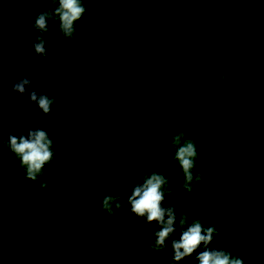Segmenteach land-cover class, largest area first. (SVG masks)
<instances>
[{
  "label": "trees",
  "instance_id": "1",
  "mask_svg": "<svg viewBox=\"0 0 264 264\" xmlns=\"http://www.w3.org/2000/svg\"><path fill=\"white\" fill-rule=\"evenodd\" d=\"M41 4L12 0L2 8H13L16 20L34 31ZM84 6L74 39L61 41L54 60L70 81L53 96L54 122L46 125L55 129L53 160L32 182L3 149L0 264L69 258L177 264L171 240L163 251L147 248L155 222L137 220L127 206L113 218L102 210L106 190L128 196L143 167L175 185L164 206L218 230L211 248L264 264V0H89ZM245 75L250 80L241 85ZM178 120L197 145L194 171L204 174L190 194L178 163L160 160L162 153L171 156ZM9 134L20 132L13 123L0 125V135ZM147 147L154 154L142 159ZM201 250L179 264H198Z\"/></svg>",
  "mask_w": 264,
  "mask_h": 264
},
{
  "label": "clouds",
  "instance_id": "2",
  "mask_svg": "<svg viewBox=\"0 0 264 264\" xmlns=\"http://www.w3.org/2000/svg\"><path fill=\"white\" fill-rule=\"evenodd\" d=\"M12 2V0H0V33L3 32L2 17L3 3ZM17 2L30 4L42 2L46 7L35 14L32 24L33 32H39L32 44L34 54L43 59L48 50L45 48L44 36L52 29L49 27V20L58 22V29L54 35H60L64 43L74 39L76 32V22L85 14V3L89 0H17ZM246 2V0H242ZM241 73L246 70L241 67ZM226 74L221 72L219 81L223 82ZM250 77L245 75L240 81L241 85L247 84ZM32 81L29 78H22L14 81L10 86V93H19L21 96L26 94L27 86H31ZM233 94L236 93V85L229 86ZM2 89L0 84V109H2ZM29 102L34 103L44 116L52 113L51 106L56 103V97H49L45 94H38L36 91L27 93ZM10 100H15L17 105L23 101L16 99L14 95L9 96ZM177 131L171 135L170 149L171 156L162 153L161 162H167L169 159L178 163L183 174V189L187 193H192L195 186L203 183L204 174L194 171L196 160L198 158L197 145L192 139L186 138L187 132L184 130L183 121H176ZM170 130V129H169ZM55 129L52 126L44 128L29 129L27 134L21 132L19 136L9 134L5 139L0 135V171L4 167L3 149L7 150L19 161V167L25 173V179L37 182L44 174V166L50 163L54 158L53 140L50 136ZM170 132V131H169ZM168 140V139H167ZM166 140V141H167ZM154 154L153 147H147L139 153L142 159ZM139 175L140 180H136ZM132 188L128 196L121 194H112L106 190L107 194L100 199L102 210L109 218L123 215L125 206L136 217L137 220L145 218V223L153 222L157 225V230L152 233L147 248L153 252L165 250L166 241L171 240L172 259L179 264L180 261L193 257L197 249L202 250L195 255L194 259L198 264H245L243 258L233 256L231 251L211 248L217 239L219 232L214 226H206L199 218L190 219L189 214L180 213L177 216L174 205L164 206L163 202L166 196L172 197V190L175 187L167 175L159 172L148 173L146 169H137L131 178ZM41 188H46L47 183L41 182ZM103 219V217H101ZM178 220V224H177ZM110 225L111 220L106 222ZM179 230L178 239H174L173 234ZM245 244L251 246L250 239L245 240ZM143 251V249H142Z\"/></svg>",
  "mask_w": 264,
  "mask_h": 264
},
{
  "label": "rangeland",
  "instance_id": "3",
  "mask_svg": "<svg viewBox=\"0 0 264 264\" xmlns=\"http://www.w3.org/2000/svg\"><path fill=\"white\" fill-rule=\"evenodd\" d=\"M45 7L46 5L44 3L41 4V11ZM14 12L15 11L13 10V8H8V10L3 12V32L0 33V56H3V52L5 54L14 53L16 47H18L19 49L24 45L27 46L29 41H31L32 37L34 36L33 33H37L33 32L31 33V35H29L28 32H30V29L25 28L24 22L16 20ZM34 18L31 20L32 24L34 22ZM51 21L52 20H49L48 23H51ZM14 25L24 30L21 32L25 35L26 39L24 37L22 41L16 40L18 35L14 34V32H16V30L14 29ZM20 25H22V27ZM50 29H52V31L44 36V39L46 41L45 48L48 50V52L43 59L35 54H32L27 57H22V59L17 60L13 63H8L9 65L0 62V75L4 77L0 80V84L3 85L2 103L7 105V107L3 108V114L0 115V125L3 127H8L13 123L20 133L23 132L27 134L29 129L42 128L54 122L53 117L50 114L44 116L34 103H30L27 95L28 92L36 91L38 94H45L49 97H53L57 94V91L62 86V84L69 83L70 81V79H68L62 73H59L57 68L54 66V60L60 53V44L62 41V37L60 35H54L55 30L58 29V22L52 21ZM4 43H7L10 48L8 52L3 51ZM19 63H21V66H23L24 68L28 67L29 70L37 69L40 72H45V74H43L45 78H36V76L29 77V79L32 81V84L31 86H27L28 91L26 92V95H24L25 102L23 103V105L22 103L17 105L15 103V100L9 99L10 94L14 95L16 99L19 98V100L22 99L23 96H18L17 93H10V87L6 84L7 79L13 83L14 81H19L22 78H26L21 77L19 73L16 74V69H11V66ZM25 110H28V112L31 114V118H29V116L25 113ZM24 114L26 115V117ZM56 264H74V260L69 258L65 259V261L63 262H57ZM91 264H98V262L93 261Z\"/></svg>",
  "mask_w": 264,
  "mask_h": 264
},
{
  "label": "flooded vegetation",
  "instance_id": "4",
  "mask_svg": "<svg viewBox=\"0 0 264 264\" xmlns=\"http://www.w3.org/2000/svg\"><path fill=\"white\" fill-rule=\"evenodd\" d=\"M4 11H6V9L4 10ZM3 11V12H4ZM21 27H22V25H20ZM24 27V26H23ZM49 27H51V25L49 26ZM14 29L16 30V32H14V34H16V35H18L17 36V38H16V40L17 41H22V39L25 37V35L21 32V31H24L23 29H21L20 27H16V26H14ZM30 31V30H29ZM7 32H8V30H7ZM26 32V31H25ZM31 33H33V31H30V32H28V34L29 35H31ZM33 35H35L34 33H33ZM32 35V36H33ZM31 36V37H32ZM30 37V38H31ZM34 37V36H33ZM33 37H32V39H33ZM25 39H26V37H25ZM31 39V41H29V43H28V45L26 46V45H24V46H22L21 48H19L18 49V47H16V49L14 50V53H12V54H16V53H19L20 54V56H18V57H14V58H12V57H9L6 61H1L0 60V62H2V63H4V64H8V63H13V62H15V61H17V60H20V59H22V57H27V56H29V55H32V54H34V50H33V47L32 46H30V44H33V42L35 41V40H32ZM25 49L27 50V49H29V51H25ZM10 50V48H9V46H8V44L7 43H4V45H3V51H9ZM22 51H24V53L23 54H21L20 52H22ZM6 54H8V53H6ZM4 52H3V56L4 55H6ZM9 65V64H8ZM11 69H16V74L17 73H19V75L21 76V77H26V78H29V77H35L36 76V78L37 77H40V78H45L44 77V75L43 74H45V72L43 73V72H40V71H38L37 69L36 70H34V69H28V67L27 68H24L23 66H21V63H19V64H15L14 66H11ZM31 74H34V75H31ZM47 74V73H46ZM20 77V78H21ZM6 101V100H5ZM2 106H5V107H7V105L6 104H4V103H2ZM4 108V107H3Z\"/></svg>",
  "mask_w": 264,
  "mask_h": 264
},
{
  "label": "water",
  "instance_id": "5",
  "mask_svg": "<svg viewBox=\"0 0 264 264\" xmlns=\"http://www.w3.org/2000/svg\"><path fill=\"white\" fill-rule=\"evenodd\" d=\"M51 24H52V21H51V23H49V26H50ZM37 35H39V32H37V33L34 35V37H33L32 40H35ZM30 46H32V44H30ZM25 51L27 52V51H29V49H27V50H25ZM20 53L23 54L24 51H22V52H20ZM18 56H20L19 53H16V54H6V55H4V56H0V60H1V61H6L9 57L14 58V57H18ZM1 78H4V77L0 75V80H1ZM6 84L10 87L11 84H12V82H10V81L7 79ZM27 91H28V87L26 88V92H27ZM17 95L19 96L20 94L17 93ZM25 95H26V94H25ZM18 96H17V97H18ZM20 96H21V95H20ZM24 97H25V96L23 95V98L20 99V100L23 101V102H22V105H23V103L25 102ZM18 99H19V98H18ZM23 113H24V112H23ZM23 113H22V114H23ZM25 113L29 116V118H31V114L28 112V110H25ZM24 115H25V114H24ZM25 117H26V115H25Z\"/></svg>",
  "mask_w": 264,
  "mask_h": 264
}]
</instances>
